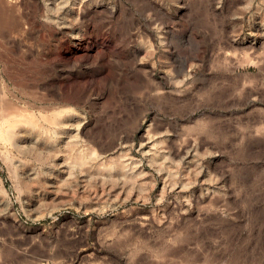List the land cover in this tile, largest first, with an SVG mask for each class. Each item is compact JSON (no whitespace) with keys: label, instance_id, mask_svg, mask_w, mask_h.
I'll list each match as a JSON object with an SVG mask.
<instances>
[{"label":"rangeland","instance_id":"obj_1","mask_svg":"<svg viewBox=\"0 0 264 264\" xmlns=\"http://www.w3.org/2000/svg\"><path fill=\"white\" fill-rule=\"evenodd\" d=\"M0 264H264V0H0Z\"/></svg>","mask_w":264,"mask_h":264},{"label":"bare ground","instance_id":"obj_2","mask_svg":"<svg viewBox=\"0 0 264 264\" xmlns=\"http://www.w3.org/2000/svg\"><path fill=\"white\" fill-rule=\"evenodd\" d=\"M2 2V1H1ZM4 2V1H3ZM5 5V4H4ZM4 7V6H3ZM5 12V11H4ZM4 14V13H3ZM6 102V101H5ZM9 102V101H8ZM11 104V103H10ZM7 105V104H6ZM9 106V105H8ZM10 112V111H9ZM52 115V114H51ZM32 116V115H31ZM30 117V116H29ZM9 118V117H8ZM6 119V118H5ZM42 119V118H41ZM7 120V119H6ZM46 120V119H45ZM50 120V119H49ZM11 121V120H10ZM32 121V120H31ZM47 121V120H46ZM34 123H36V121L34 122ZM49 124H50V121H49ZM10 125H11V123H10ZM32 125V124H31ZM40 125V124H39ZM12 127V126H11ZM39 127V126H38ZM2 138V137H1ZM68 140V139H67ZM73 143V142H72ZM71 143V144H72ZM65 144H67V143H65ZM74 144V143H73ZM67 146V145H66ZM73 148V147H72ZM88 149V148H87ZM68 150V149H67ZM90 150V149H89ZM78 151V150H77ZM84 151V150H83ZM71 152V151H70ZM90 154H91V152H90ZM43 155V154H42ZM77 155V154H76ZM92 155V154H91ZM62 156V155H61ZM78 156V155H77ZM97 157V156H96ZM78 158H80V157H78ZM119 158V157H118ZM117 158V159H118ZM62 159H64L63 158V156H62ZM74 159V158H73ZM66 160H67V158H66ZM63 161V160H62ZM81 161V160H80ZM116 161V160H115ZM75 162V161H74ZM77 162V161H76ZM83 162V161H82ZM102 162V161H101ZM87 163V162H86ZM118 163V162H117ZM61 164H63V163H61ZM65 164V163H64ZM76 165H77V163H75ZM80 164V163H79ZM100 163H98L97 164V166L99 165ZM72 165V164H71ZM83 165V164H82ZM107 165V164H106ZM65 166H68L67 164H65ZM100 167V166H99ZM106 167V166H105ZM81 168V167H80ZM88 179V178H87Z\"/></svg>","mask_w":264,"mask_h":264}]
</instances>
